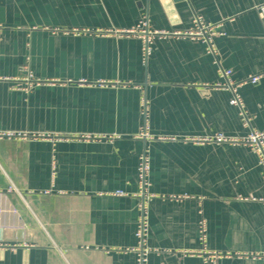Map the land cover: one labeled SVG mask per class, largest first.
Instances as JSON below:
<instances>
[{
    "label": "crops",
    "instance_id": "0c3cea01",
    "mask_svg": "<svg viewBox=\"0 0 264 264\" xmlns=\"http://www.w3.org/2000/svg\"><path fill=\"white\" fill-rule=\"evenodd\" d=\"M170 2L0 0V264H137L143 217L146 264H264L259 153L203 141L264 132V0Z\"/></svg>",
    "mask_w": 264,
    "mask_h": 264
},
{
    "label": "built area",
    "instance_id": "2783aa9c",
    "mask_svg": "<svg viewBox=\"0 0 264 264\" xmlns=\"http://www.w3.org/2000/svg\"><path fill=\"white\" fill-rule=\"evenodd\" d=\"M218 26H213L211 24H206L200 17H196L193 21V27L187 32H178V31H152L150 30L148 23L144 20L140 22L137 31L133 33H139L143 38L145 43V55L148 56L150 53L151 45L155 42L156 39H162L168 36H180L185 35L191 38H195L198 40H202L204 43L208 45L209 51L214 53L213 48V39L216 35H219ZM23 72L24 76V88L23 90L27 93H30L32 88L39 83L36 77L31 73L28 66H24ZM220 75L225 80L224 84H218L220 88H228L233 92V98L230 103L233 106H237L242 109L241 99L237 93V84H235L232 79V70L220 68ZM259 78L255 77L251 79L252 83L258 82ZM143 137L148 138V134L146 131L142 134ZM20 137L13 133H3L0 134V138H16ZM205 142H213L217 144H229V145H247L250 146L255 152L259 153L260 163L264 170V132L253 130L248 137L245 139H236L225 136L224 134H217L211 138L203 139ZM149 173V164L146 158H142L140 168H139V183L142 191L141 195L145 194L147 187L149 186L147 181V176ZM116 196H125L126 194L122 191H118L115 193ZM147 233V220L143 217L138 226L136 236L140 243L139 256L137 260V264H146V257L148 254V250L145 248V239ZM216 257H208L206 260V264H215Z\"/></svg>",
    "mask_w": 264,
    "mask_h": 264
},
{
    "label": "water",
    "instance_id": "95a60500",
    "mask_svg": "<svg viewBox=\"0 0 264 264\" xmlns=\"http://www.w3.org/2000/svg\"><path fill=\"white\" fill-rule=\"evenodd\" d=\"M163 2L166 7H169V6L171 7L172 5V2H170V0H163Z\"/></svg>",
    "mask_w": 264,
    "mask_h": 264
}]
</instances>
